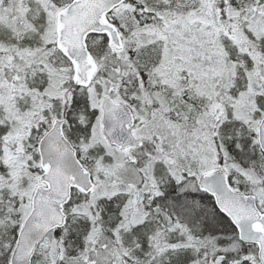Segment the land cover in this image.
Masks as SVG:
<instances>
[{
  "label": "snow or ice",
  "instance_id": "6c2138e0",
  "mask_svg": "<svg viewBox=\"0 0 264 264\" xmlns=\"http://www.w3.org/2000/svg\"><path fill=\"white\" fill-rule=\"evenodd\" d=\"M0 264H264V0H0Z\"/></svg>",
  "mask_w": 264,
  "mask_h": 264
}]
</instances>
